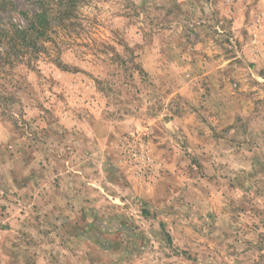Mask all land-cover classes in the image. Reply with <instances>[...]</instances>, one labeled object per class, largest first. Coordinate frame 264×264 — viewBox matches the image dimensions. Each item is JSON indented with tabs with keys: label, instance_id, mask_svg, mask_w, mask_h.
I'll return each mask as SVG.
<instances>
[{
	"label": "rangeland",
	"instance_id": "1",
	"mask_svg": "<svg viewBox=\"0 0 264 264\" xmlns=\"http://www.w3.org/2000/svg\"><path fill=\"white\" fill-rule=\"evenodd\" d=\"M42 45L0 80V264H264L263 0H81ZM224 82L246 90L216 151L153 137L151 185L118 162L161 111L205 122Z\"/></svg>",
	"mask_w": 264,
	"mask_h": 264
},
{
	"label": "crops",
	"instance_id": "2",
	"mask_svg": "<svg viewBox=\"0 0 264 264\" xmlns=\"http://www.w3.org/2000/svg\"><path fill=\"white\" fill-rule=\"evenodd\" d=\"M227 60L230 61V59ZM202 75L207 78H212L214 73L213 71H206ZM252 75L256 80H263L264 78V73L252 72ZM200 77L201 75H198L195 78ZM227 86L228 85L224 82L219 84L216 89L211 87V89L205 90L204 108L206 109V117L208 118L205 122H199L194 116V112H192L188 118H185L184 115L186 114L182 111L173 112L170 109H166L165 113L161 111L157 116V119H155L156 128L154 138H156L155 151L157 154L159 156L164 155L163 157L166 160L170 159L171 156L168 154L172 153V150H169V146L173 147V151H175L177 150L176 146L185 143H190V146L192 145L195 149H199V145H205L207 149L204 150H208L211 147V152H214L216 151L213 147L215 144L227 142L228 140L224 138H220L219 140L216 138V140H213V136L216 135L213 133V128L215 129L216 126L217 130L225 129L233 124L235 119L234 116L237 115L236 112L243 110L241 109L242 107L239 101H241V96H245L243 91L246 90L238 88L235 92L230 93L231 90ZM214 94L217 98L213 97ZM209 100L214 103V105H207L206 102ZM165 140L171 142L172 145L170 143L165 144ZM161 144H164L166 147L165 149L167 150H164V148L161 147ZM221 146L224 148V145ZM222 151H224V149H221V152ZM227 151L230 152V149L226 148L225 152ZM231 154L234 155L233 152H231Z\"/></svg>",
	"mask_w": 264,
	"mask_h": 264
},
{
	"label": "trees",
	"instance_id": "3",
	"mask_svg": "<svg viewBox=\"0 0 264 264\" xmlns=\"http://www.w3.org/2000/svg\"><path fill=\"white\" fill-rule=\"evenodd\" d=\"M81 0H26L32 9H17L15 0H0V15L18 14L25 24L0 21V80L7 68L24 63L32 66L44 51L42 42L54 24L62 25ZM27 5V6H28ZM0 84V88H1ZM0 98H4L0 90Z\"/></svg>",
	"mask_w": 264,
	"mask_h": 264
},
{
	"label": "built area",
	"instance_id": "4",
	"mask_svg": "<svg viewBox=\"0 0 264 264\" xmlns=\"http://www.w3.org/2000/svg\"><path fill=\"white\" fill-rule=\"evenodd\" d=\"M153 135L154 131L150 126L129 131L120 138L117 146L118 162L146 185L155 181L161 168V164L151 153Z\"/></svg>",
	"mask_w": 264,
	"mask_h": 264
}]
</instances>
